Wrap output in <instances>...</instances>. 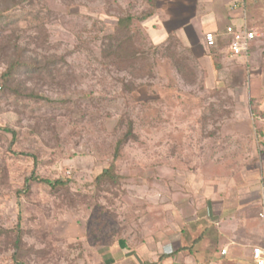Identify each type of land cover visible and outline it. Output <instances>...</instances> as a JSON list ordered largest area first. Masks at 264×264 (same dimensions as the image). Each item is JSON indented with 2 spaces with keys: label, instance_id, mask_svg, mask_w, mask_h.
<instances>
[{
  "label": "rangeland",
  "instance_id": "1",
  "mask_svg": "<svg viewBox=\"0 0 264 264\" xmlns=\"http://www.w3.org/2000/svg\"><path fill=\"white\" fill-rule=\"evenodd\" d=\"M162 5L0 0V264H100L165 229L177 193L262 189L264 37L203 62Z\"/></svg>",
  "mask_w": 264,
  "mask_h": 264
},
{
  "label": "crops",
  "instance_id": "2",
  "mask_svg": "<svg viewBox=\"0 0 264 264\" xmlns=\"http://www.w3.org/2000/svg\"><path fill=\"white\" fill-rule=\"evenodd\" d=\"M162 1L158 13L165 15L162 24L169 32L166 38L175 36L185 47L204 45L209 32L224 36L230 26H247L264 37V0ZM262 41L258 38L255 45ZM203 53L200 60L210 62L212 57ZM207 72L213 74L212 70ZM229 182L199 190L198 201L175 194L173 217L162 220L165 229L157 236L143 233L133 235L132 241L118 240L101 263L255 264L252 250L264 246V222L259 216L264 205L263 187L256 191L234 179ZM170 200L163 203L169 201V206Z\"/></svg>",
  "mask_w": 264,
  "mask_h": 264
},
{
  "label": "built area",
  "instance_id": "3",
  "mask_svg": "<svg viewBox=\"0 0 264 264\" xmlns=\"http://www.w3.org/2000/svg\"><path fill=\"white\" fill-rule=\"evenodd\" d=\"M258 38L259 36L257 33L254 30L248 29L247 26L243 28L230 26L226 29L224 36H218L213 32L206 33L204 36V46L208 51H210L211 49L217 48L220 42H224L225 46L221 50V54L225 59L230 61L248 59L252 54L255 42ZM259 216L264 222V205ZM252 258L255 264H264V246L253 248Z\"/></svg>",
  "mask_w": 264,
  "mask_h": 264
},
{
  "label": "trees",
  "instance_id": "4",
  "mask_svg": "<svg viewBox=\"0 0 264 264\" xmlns=\"http://www.w3.org/2000/svg\"><path fill=\"white\" fill-rule=\"evenodd\" d=\"M156 2V1H155ZM132 21V18L131 17H129L127 20L126 19H121V20H119V26L120 27H124V25H126V23L128 22V23H130ZM224 46H225V44H224V42H220L219 43V45H218V47L217 48H214V49H211L209 52H210V56L211 57H215L216 56V58L217 59H220V57L222 56V54H221V50L224 48ZM214 54V55H213ZM219 55H220V57H219ZM218 66H219V64H218ZM7 76V74L5 75V77ZM5 131H7V132H11V130H9V129H6ZM128 140V137H126L124 140H122V141H120L119 143H118V145H117V155H118V152H119V150H120V148H121V146L126 142ZM111 169L109 170H107L105 173V177L106 176H111L112 174H111ZM40 182H42V183H45V184H48V185H50V186H53V187H60V186H64L65 185V182H63L62 180H57L54 184H52V182H50V181H48V180H44V179H40L39 180Z\"/></svg>",
  "mask_w": 264,
  "mask_h": 264
}]
</instances>
